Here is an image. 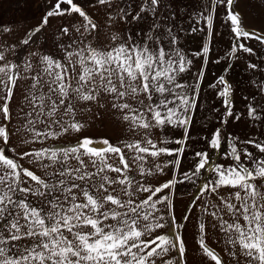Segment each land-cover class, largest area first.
Masks as SVG:
<instances>
[{
	"label": "snow or ice",
	"instance_id": "1",
	"mask_svg": "<svg viewBox=\"0 0 264 264\" xmlns=\"http://www.w3.org/2000/svg\"><path fill=\"white\" fill-rule=\"evenodd\" d=\"M0 264H264V0H0Z\"/></svg>",
	"mask_w": 264,
	"mask_h": 264
},
{
	"label": "rangeland",
	"instance_id": "2",
	"mask_svg": "<svg viewBox=\"0 0 264 264\" xmlns=\"http://www.w3.org/2000/svg\"><path fill=\"white\" fill-rule=\"evenodd\" d=\"M11 15H12L11 12L6 13V14H5V18H6V19L9 18Z\"/></svg>",
	"mask_w": 264,
	"mask_h": 264
}]
</instances>
